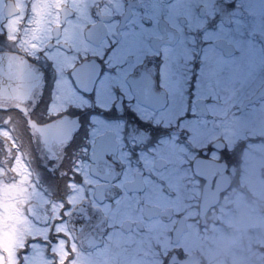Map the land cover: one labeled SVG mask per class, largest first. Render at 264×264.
I'll use <instances>...</instances> for the list:
<instances>
[{"label": "flooded vegetation", "instance_id": "obj_1", "mask_svg": "<svg viewBox=\"0 0 264 264\" xmlns=\"http://www.w3.org/2000/svg\"><path fill=\"white\" fill-rule=\"evenodd\" d=\"M0 65V264H264V0H0Z\"/></svg>", "mask_w": 264, "mask_h": 264}, {"label": "snow or ice", "instance_id": "obj_2", "mask_svg": "<svg viewBox=\"0 0 264 264\" xmlns=\"http://www.w3.org/2000/svg\"><path fill=\"white\" fill-rule=\"evenodd\" d=\"M199 50L203 53V59L201 60L198 55L199 63L193 67L177 64L175 75L183 82L184 87L192 89L189 92V98H192L194 93L195 99L200 101L199 108L203 114L206 110H219L227 102L226 90L231 81V73L222 59L224 52L222 46L214 43L207 44L200 46ZM156 63L159 69V61ZM158 85L159 77H157ZM129 86L134 94L135 103L156 111H163L169 106L170 98L164 94L145 97L136 93L134 84L130 83Z\"/></svg>", "mask_w": 264, "mask_h": 264}, {"label": "water", "instance_id": "obj_3", "mask_svg": "<svg viewBox=\"0 0 264 264\" xmlns=\"http://www.w3.org/2000/svg\"><path fill=\"white\" fill-rule=\"evenodd\" d=\"M0 71H13L15 72L17 69L16 65H0Z\"/></svg>", "mask_w": 264, "mask_h": 264}]
</instances>
